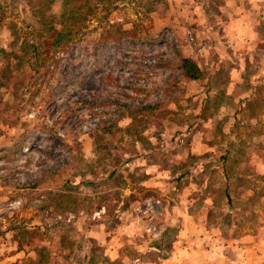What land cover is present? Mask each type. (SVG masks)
Instances as JSON below:
<instances>
[{"label":"rangeland","instance_id":"obj_1","mask_svg":"<svg viewBox=\"0 0 264 264\" xmlns=\"http://www.w3.org/2000/svg\"><path fill=\"white\" fill-rule=\"evenodd\" d=\"M243 43L255 46L234 58L248 62L235 88L264 97V0H0V258L23 247L34 259L21 264H119L90 237L122 223L134 227L117 241L143 261L189 225L262 234L264 147L251 161L255 137L234 127L245 159L232 150L226 181L216 160L221 58L229 44L248 55ZM253 103L228 118L264 125Z\"/></svg>","mask_w":264,"mask_h":264},{"label":"crops","instance_id":"obj_2","mask_svg":"<svg viewBox=\"0 0 264 264\" xmlns=\"http://www.w3.org/2000/svg\"><path fill=\"white\" fill-rule=\"evenodd\" d=\"M252 28L253 27H245L246 32H250ZM229 46L228 48L230 50L226 52L227 56L221 58V61H223L227 66V73L225 78L226 84L225 87L221 89L223 96H225L226 103L222 102L221 106L218 109V111L221 113L219 126L221 125L223 126V128H225V126L226 128L229 127V131L226 130V136L220 139L218 147L220 153H218L219 157L216 158V160H219L221 162L220 172L222 175V179H225V181L227 180L228 176L226 175V171L223 165L232 158V150L237 147L236 158L239 160L245 159V157H240L241 151L244 147V142H234L239 137L231 134L234 127H243L249 130V133H251L252 136L255 137V147L253 148L252 146L250 155L251 157H249L251 161L259 160V157H261L259 156V151L261 152V149L264 147L262 146V143L264 144V125H259V117L257 118V115H254L255 113L246 115L250 116L248 117L250 119H242L244 121H240L238 117L233 114H231V118H228L227 116L229 114L228 112L230 111V106H233L235 110H238L241 113H247V111H249V108H251L255 104L253 103V100H264V97L257 96L255 91L250 90L249 87L244 90L241 89L242 92L239 91L238 88H235L236 84H240L238 83V81H241L246 77V66L248 62L241 63L239 61H234V58L239 59V57H243V59L239 60H246L244 58L249 57L252 47H254L255 44L251 45L252 47L248 44H242L243 48H247L249 50V53L246 56H244L242 53L243 49L241 51H238L239 49L235 45L232 47ZM232 49H234V52H231ZM228 59H233V61H226ZM232 64H234L235 66H232ZM243 82L245 83L246 81ZM262 94L264 95V91L262 92ZM244 116L245 115H243L242 117ZM230 120H232L231 123H229ZM257 127H261L262 133H256V131L258 130ZM258 144H261V146H259ZM213 149L214 148L210 146L208 150ZM211 157L212 155H210V158ZM143 186L148 187L151 185L149 183H146ZM225 198L226 202L229 203L231 199L229 195H226ZM179 202L182 203L183 207H190L194 201L185 199L183 201L179 200ZM201 202L202 204H208L209 206H211L212 204L211 199H208L206 197H204ZM171 216H173L172 221H174L176 217L174 215ZM190 218L192 220V223L194 224L196 217L193 216ZM202 219H205V216L197 218V220ZM133 227L134 224L132 223H122L115 234L104 235L103 232H95V235L90 238L92 239L93 244L95 243L97 246L101 247L103 256L107 257L110 262L117 261L119 264H136L137 262H139L137 264H264L263 229V233H258L257 238L255 237L256 235L252 238L249 237V235L240 236L239 238H236L234 242H232L226 240L225 236L222 234L219 228H213V230L211 231L200 232L198 230L196 231V228H192V226L189 225V229L185 230L183 233L182 231L175 233L174 238L169 243L170 247L168 250H166L165 253H163V248L160 246L148 249L140 248V250L152 251V255L155 256L149 260L143 261L141 260V258H134L126 254L124 249L119 244L120 241H117L119 240L117 238L118 234L128 235L129 230H133ZM121 238L123 237L121 236ZM21 248H10L12 251L10 253L4 254L3 257L0 258V264H21L22 258H28L27 260L32 259L31 257H28L30 255V251H27L26 248Z\"/></svg>","mask_w":264,"mask_h":264},{"label":"trees","instance_id":"obj_3","mask_svg":"<svg viewBox=\"0 0 264 264\" xmlns=\"http://www.w3.org/2000/svg\"><path fill=\"white\" fill-rule=\"evenodd\" d=\"M68 34V32H67ZM180 69L182 71V74L184 77L190 79V80H195L199 76V70L196 67V65L188 60V59H181L180 61Z\"/></svg>","mask_w":264,"mask_h":264},{"label":"built area","instance_id":"obj_4","mask_svg":"<svg viewBox=\"0 0 264 264\" xmlns=\"http://www.w3.org/2000/svg\"><path fill=\"white\" fill-rule=\"evenodd\" d=\"M157 203V202H156Z\"/></svg>","mask_w":264,"mask_h":264}]
</instances>
